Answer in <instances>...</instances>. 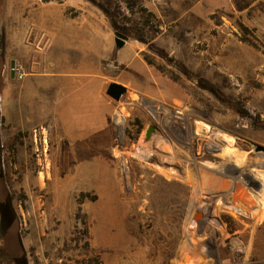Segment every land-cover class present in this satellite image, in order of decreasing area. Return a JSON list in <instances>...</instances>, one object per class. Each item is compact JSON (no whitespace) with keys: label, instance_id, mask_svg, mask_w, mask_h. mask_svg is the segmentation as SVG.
<instances>
[{"label":"rangeland","instance_id":"rangeland-1","mask_svg":"<svg viewBox=\"0 0 264 264\" xmlns=\"http://www.w3.org/2000/svg\"><path fill=\"white\" fill-rule=\"evenodd\" d=\"M68 1V15L85 17L83 112L55 101L34 50L12 45L8 56L0 28V204L15 215L0 229L1 254L27 264H264V151L255 150L264 147V0L244 10L231 0H100L128 32L119 48L98 6ZM2 2L9 15L11 0ZM11 60L22 77L10 78ZM112 81L126 86L119 100L105 92ZM100 114L107 124L66 125L68 115ZM71 145L84 171L57 205L63 190L48 171Z\"/></svg>","mask_w":264,"mask_h":264},{"label":"crops","instance_id":"crops-1","mask_svg":"<svg viewBox=\"0 0 264 264\" xmlns=\"http://www.w3.org/2000/svg\"><path fill=\"white\" fill-rule=\"evenodd\" d=\"M33 2L32 0H11L8 7L9 15L5 14V3L2 2L0 28L2 26L4 29L5 51L9 57L16 58L10 49L12 45L15 46L14 50H17V54L30 53L31 50H34L31 52V64L37 68L48 67V90L55 91V101L69 98L72 102L75 101V107L82 108L83 112L86 97L84 94L86 83L84 14L82 13L80 16L68 15L66 7L74 6L68 0ZM90 29L97 30L94 27ZM30 35H32V42H26ZM36 45L43 47L39 48ZM42 74L40 72L31 73L29 81L35 82L39 86ZM10 78L12 77L10 76ZM89 97L97 99L93 95ZM71 106L73 107L74 103ZM73 118L72 122L76 126H84L85 123L90 125L96 121H100L104 125L108 123L107 117L105 120L101 119V114L98 118L95 117L90 121L87 118L82 120L78 117ZM104 130L107 132V129L104 128ZM81 136L84 140V134ZM88 138L100 140V134L95 138L93 136ZM104 138L106 142L109 140L106 136Z\"/></svg>","mask_w":264,"mask_h":264},{"label":"bare ground","instance_id":"bare-ground-1","mask_svg":"<svg viewBox=\"0 0 264 264\" xmlns=\"http://www.w3.org/2000/svg\"><path fill=\"white\" fill-rule=\"evenodd\" d=\"M73 122H72V118L70 115H68V118L66 120V125L69 127V130L71 129V127H73ZM76 125V124H75ZM74 125V126H75ZM74 128V127H73ZM45 130V129H44ZM75 131V130H73ZM45 132V131H44ZM47 133V131H46ZM77 133V132H76ZM37 135V134H36ZM72 135V134H71ZM70 135V136H71ZM36 137V136H35ZM73 137V136H72ZM71 137V138H72ZM75 137V136H74ZM73 137V138H74ZM77 138V136H76ZM43 140V139H42ZM47 140V139H46ZM77 141V139H75ZM74 140V141H75ZM46 145V144H45ZM49 145V144H48ZM75 145V144H74ZM47 146V145H46ZM71 150L68 152L65 151L62 155H61V159L60 160H56L54 161L55 164L53 166V175H52V172L48 171V176L52 177L51 179L55 182V184H57L58 186H60L62 188V192H60L59 194H57V198H56V202H57V205H61V203H64L65 202V198H66V189H68V187L70 186V183H72L73 181H75L76 179L78 180L79 177L82 175L83 171H84V165H83V162H82V159H81V156H80V150L79 148H77L76 146H73L71 145ZM66 149V148H65ZM69 149V148H68ZM42 150V149H41ZM48 155V154H47ZM45 158V157H44ZM43 158V159H44ZM238 160V159H237ZM241 160V159H240ZM40 161V159H39ZM244 161V159L242 160ZM239 162V161H238ZM53 163V161H52ZM50 162H49V155H48V168L50 166ZM47 166V165H46ZM246 167V166H245ZM248 167V166H247ZM47 168V169H48ZM237 168V167H236ZM250 168V167H249ZM222 169V168H221ZM169 171H171L172 173H175V171L171 168V169H168ZM60 171H65V175L63 177H58L57 174L60 172ZM243 173V172H242ZM246 174V173H244ZM249 174V173H248ZM47 175V173H46ZM206 177V176H205ZM242 177V176H241ZM39 182L40 184H42L44 182V179H45V173H42L40 172V175H39ZM241 180V179H240ZM221 183V182H220ZM224 183V182H223ZM39 184V185H40ZM75 184H78V182H76ZM76 186V185H75ZM203 186V185H202ZM231 186V185H230ZM213 189V188H212ZM214 194V193H213ZM217 194V193H216ZM219 194V193H218ZM222 194V193H221ZM246 194V192H245ZM244 194V195H245ZM211 195V194H210ZM235 195V194H234ZM239 195V194H238ZM207 196V195H206ZM228 196H218L217 197V200L220 201L221 203H224V201L226 200ZM231 197V196H230ZM234 196H232L230 199H231V202L229 205H232V206H236L237 203H236V199L233 198ZM244 197V199H247L248 203L253 201V198L251 199V197L248 196L245 197V196H242ZM253 197V196H252ZM255 198V197H254ZM213 199V198H212ZM216 199V198H215ZM229 201V200H228ZM226 202V201H225ZM236 203V204H235ZM252 204V203H251ZM259 205V204H257ZM233 207V208H234ZM237 207V206H236ZM240 208H242L240 206ZM239 209V207L237 208ZM260 209V207H259ZM241 210V209H240ZM248 211V210H247ZM253 211V210H252ZM254 212V211H253ZM252 212V213H253Z\"/></svg>","mask_w":264,"mask_h":264},{"label":"trees","instance_id":"trees-1","mask_svg":"<svg viewBox=\"0 0 264 264\" xmlns=\"http://www.w3.org/2000/svg\"><path fill=\"white\" fill-rule=\"evenodd\" d=\"M88 1L92 2L93 4H95L102 10L106 18L108 19L110 25L115 31L128 34L125 28L118 24L116 14L112 12L111 9L107 5H105L100 0H88ZM125 1L128 2L130 7L138 4L137 3L138 0H125ZM231 1L237 10H244V9L250 8L252 6V3L255 0H231ZM139 10L146 11V7L140 5ZM136 38H138L140 41H144L142 37H136ZM0 55H2V53H0ZM236 110L242 114V112L239 111L238 108ZM0 205H1L0 206V215H1L0 229L3 230L5 228H8L11 225V223L15 219V215H14V212L11 210V208L5 205V203L0 204ZM0 263L2 264H27L24 259L18 258L15 260L6 254H1V252H0Z\"/></svg>","mask_w":264,"mask_h":264},{"label":"water","instance_id":"water-1","mask_svg":"<svg viewBox=\"0 0 264 264\" xmlns=\"http://www.w3.org/2000/svg\"><path fill=\"white\" fill-rule=\"evenodd\" d=\"M127 39V36L119 31H115V45L116 47H122L125 40ZM15 62L14 60L10 61V76L14 77L15 76ZM127 91L126 86L122 83L112 81L109 82L106 88V94L113 98L114 100H119L120 97ZM154 129L153 125H149L148 128L146 129V136L149 137L152 130ZM255 150L256 151H264V147L260 145H255Z\"/></svg>","mask_w":264,"mask_h":264},{"label":"built area","instance_id":"built-area-1","mask_svg":"<svg viewBox=\"0 0 264 264\" xmlns=\"http://www.w3.org/2000/svg\"><path fill=\"white\" fill-rule=\"evenodd\" d=\"M14 70H15V76H17V77H22V75L24 74L22 71V67L18 64H15ZM0 264H2V263H0Z\"/></svg>","mask_w":264,"mask_h":264}]
</instances>
